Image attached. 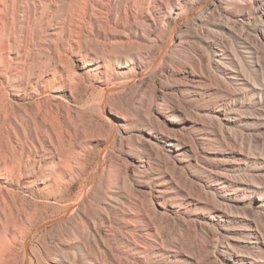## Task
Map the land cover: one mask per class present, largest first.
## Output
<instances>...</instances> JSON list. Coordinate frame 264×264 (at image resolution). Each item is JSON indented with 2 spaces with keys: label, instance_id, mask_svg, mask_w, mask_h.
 Listing matches in <instances>:
<instances>
[{
  "label": "bare ground",
  "instance_id": "obj_1",
  "mask_svg": "<svg viewBox=\"0 0 264 264\" xmlns=\"http://www.w3.org/2000/svg\"><path fill=\"white\" fill-rule=\"evenodd\" d=\"M27 259L264 264V0H0V264Z\"/></svg>",
  "mask_w": 264,
  "mask_h": 264
},
{
  "label": "rangeland",
  "instance_id": "obj_2",
  "mask_svg": "<svg viewBox=\"0 0 264 264\" xmlns=\"http://www.w3.org/2000/svg\"><path fill=\"white\" fill-rule=\"evenodd\" d=\"M131 80L132 79H129L128 81L131 82ZM146 81L148 82V79H146ZM122 82H123V80L122 81H116V83L114 82V83L110 84L106 88V90H109L111 88H118L121 85L120 83H122ZM130 104H132V103H130ZM125 144L127 145V143H125ZM93 151L94 152H93V155H92V158H91L92 164L90 166V169H89L88 173L86 174V176L84 177V179L81 181V183L80 184L77 183L75 185V187L73 189L74 192H77L79 190V188L82 185H84L86 182H88V183L90 182L91 188H93V187L95 188L97 186V183H92L91 184V181L96 176L97 171L99 170V168H107L109 166L110 162L113 160L111 149H108L107 151H104L103 149L101 150L99 148H96ZM94 174H95V176H94ZM105 183H107V179H105ZM106 186H107V184H104L101 187L102 190H101V188H99V189L97 188V189H93L92 190V194H94V200H92V203H91L90 208H89V212H90V214L93 217H96L98 215L97 213H99L100 207L103 206V203H104L103 200L106 202L107 192L109 191ZM96 190H98V191H96ZM128 192H129L128 189H126L123 185H118L115 188V190H114V188L112 189V193H114V194L131 195V193L130 192L128 193ZM116 200H118V199H116ZM91 211H92V213H91ZM95 214H97V215H95ZM54 218L56 219L58 217H54ZM54 218H52V220ZM55 226H56V224L48 225L46 231L55 233ZM37 236L38 235L35 234L32 237V239H31L32 244H35L34 242H36ZM51 244L53 245L54 243H51ZM26 261H27L26 264H35L33 259H27ZM47 262L49 264H53L50 261H47Z\"/></svg>",
  "mask_w": 264,
  "mask_h": 264
}]
</instances>
